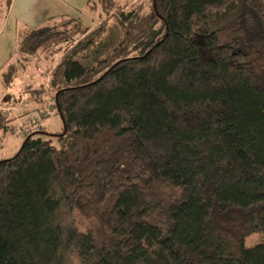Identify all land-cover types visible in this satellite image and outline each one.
<instances>
[{
  "label": "trees",
  "instance_id": "16d2710c",
  "mask_svg": "<svg viewBox=\"0 0 264 264\" xmlns=\"http://www.w3.org/2000/svg\"><path fill=\"white\" fill-rule=\"evenodd\" d=\"M111 3L18 33L21 60L71 45L49 70L62 130L0 160V264H264V240L244 245L264 234V2ZM110 19L122 37L83 65Z\"/></svg>",
  "mask_w": 264,
  "mask_h": 264
},
{
  "label": "rangeland",
  "instance_id": "374dc122",
  "mask_svg": "<svg viewBox=\"0 0 264 264\" xmlns=\"http://www.w3.org/2000/svg\"><path fill=\"white\" fill-rule=\"evenodd\" d=\"M143 0H112L110 10L119 12L138 5ZM264 2V0H262ZM16 8L12 10L11 3L8 5L6 0H0V25L7 22L12 14H18V17H24L25 21H33L29 4L35 12V21L38 27L43 28L46 35L60 32L68 27L70 19L80 20L84 25H97L105 18V14L99 8V0H86L83 9L77 13L58 16L61 12L60 3L55 0H18ZM46 4L50 19L43 25L40 21L46 10ZM74 4V3H73ZM28 7V8H27ZM27 9L28 15L24 14ZM57 10L59 12H57ZM12 13V14H11ZM65 13V14H67ZM47 14H44V17ZM18 18L23 22L22 18ZM32 25V24H31ZM40 25V26H39ZM25 27V26H24ZM66 30V29H65ZM122 27L113 19H110L99 38L84 53L83 59H80L83 65L91 64L97 61L106 53L110 52L122 37ZM71 45V41L62 42L52 46L47 51L38 50L36 53L25 54L27 60H21L18 53V44L16 42V51L10 56V59L0 69V108L7 111L9 117H13L12 124L14 131L0 134V160L12 156L20 147L25 133L29 130H38L44 128V132L50 134L59 133L62 130L60 116L52 103V90L50 87L49 70L54 66L63 52ZM13 52V51H12ZM17 64L15 77L9 84L4 81L3 73L8 71L9 63ZM76 218L82 229H98L101 225L92 217H84L79 212ZM264 240V234H252L246 237L244 245L251 247Z\"/></svg>",
  "mask_w": 264,
  "mask_h": 264
},
{
  "label": "crops",
  "instance_id": "0c3cea01",
  "mask_svg": "<svg viewBox=\"0 0 264 264\" xmlns=\"http://www.w3.org/2000/svg\"><path fill=\"white\" fill-rule=\"evenodd\" d=\"M18 0H12L11 8H16V2ZM60 3L61 12H59L58 16H64L73 13H77V11L83 9V7L86 4V0H55ZM74 3V4H73ZM29 4V9L31 10V15L33 16V21H25L24 17H20L23 19V22L20 20L18 14H12V17L7 22V24L3 23V25H0V69L4 66V64L10 59V56L16 51V42L18 38V33L22 29H31L38 27L37 20L35 21V12L32 9V6ZM27 7V8H28ZM27 9L24 11V14L28 15ZM68 12V13H67ZM67 13V14H65ZM44 14H47V16L44 17ZM44 14H40L42 18H40V21L44 23L43 25H46L45 22L50 19L49 17V11L46 4V10L44 11ZM32 24V25H31ZM25 26V27H24ZM40 26V25H39ZM13 51V52H12Z\"/></svg>",
  "mask_w": 264,
  "mask_h": 264
},
{
  "label": "water",
  "instance_id": "95a60500",
  "mask_svg": "<svg viewBox=\"0 0 264 264\" xmlns=\"http://www.w3.org/2000/svg\"><path fill=\"white\" fill-rule=\"evenodd\" d=\"M155 1L156 0H153V5H154V9H155V11H156V4H155ZM56 97V96H55ZM65 130V129H64ZM41 132H44V131H41ZM45 133V132H44ZM48 133V132H47ZM48 134H50V133H48ZM52 135V134H51ZM55 135V134H54Z\"/></svg>",
  "mask_w": 264,
  "mask_h": 264
}]
</instances>
